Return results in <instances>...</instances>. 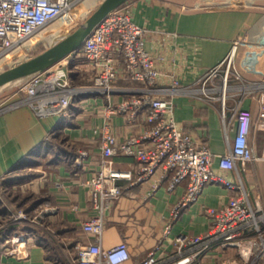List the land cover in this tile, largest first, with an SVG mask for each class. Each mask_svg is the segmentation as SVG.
<instances>
[{"label": "crops", "instance_id": "obj_1", "mask_svg": "<svg viewBox=\"0 0 264 264\" xmlns=\"http://www.w3.org/2000/svg\"><path fill=\"white\" fill-rule=\"evenodd\" d=\"M125 3L130 7L133 21L147 29L145 48L161 72L157 86L173 87L174 80L180 83L181 90L168 94L174 104L175 120L186 131L207 141L217 173L232 181L241 179L253 201L256 198L264 201V159L238 162L235 170L218 167V154L228 149L220 103L199 95L196 90L197 80L231 49H234L235 67L245 80L264 79V0H128ZM9 60L7 56L1 62ZM75 63L74 82L90 83L86 60L76 59ZM116 85L135 88L138 83L121 78ZM7 98V95L0 97V107ZM235 102L228 101V117ZM105 104L102 94H84L73 99L63 116L39 117L28 105L0 110V181L10 187L12 194L9 198L0 192V264H74L76 245L93 240L82 228L83 221L94 213L92 189L85 181L102 167L104 127L107 125L119 140L141 129V121L128 123L122 114H106ZM241 104L252 112L249 142L254 154L259 156L264 133L257 125L264 122V111L253 99L244 98ZM234 134L233 126L229 136ZM82 151L87 155L78 164L75 160ZM112 165L131 170L135 162L130 156L116 155ZM26 168L33 173L22 179L25 189H21L23 186L17 185L21 177L17 174ZM149 186L150 182L126 186L107 211L101 246L108 248L126 242L130 258L125 264H137L160 243L172 250L173 239L181 233L205 234L209 227L206 207L227 202L232 193L224 184L209 183L195 202L173 216L185 185L168 190L162 184L152 194ZM12 206L33 213L47 209L43 226L13 222ZM34 227L44 229L47 237L42 242L36 235L28 238L26 257L2 251L5 237ZM232 254V251L223 254L213 249L199 260L200 264H217L222 257Z\"/></svg>", "mask_w": 264, "mask_h": 264}, {"label": "built area", "instance_id": "obj_2", "mask_svg": "<svg viewBox=\"0 0 264 264\" xmlns=\"http://www.w3.org/2000/svg\"><path fill=\"white\" fill-rule=\"evenodd\" d=\"M83 0H0V61L8 55L25 50L29 39L50 22L73 15ZM146 28L133 21L130 7L122 4L107 14L84 40L81 47L43 72L24 82L2 104L0 110L28 105L39 117L63 116L73 99L84 94H102L106 98L105 112L109 116L122 114L128 123L141 121V129L122 140L106 125L101 140L102 167L86 179L91 190L92 213L82 223L83 230L93 240L76 245L74 264H125L129 248L122 241L103 248L100 238L107 211L125 187L150 182L152 194L162 184L168 190L185 185V193L175 206L173 216L195 202L209 183H221L232 191L227 202L206 207L208 231L203 235L181 233L173 239L172 250L161 243L155 245L137 264H200V258L213 249L224 256L217 264H264V201L250 197L239 179L232 181L217 173L214 154L207 141L186 131L174 118V104L168 94L181 90L174 80L170 88L158 87L161 75L155 59L145 48ZM84 58L88 65V84H76L72 73L76 59ZM138 83L135 88H121L119 79ZM199 95L218 100L228 149L218 154V167L237 169V163L264 159V142L259 156L249 142L252 112L242 106L244 98L255 100L264 111V79L247 81L236 69L234 49L197 80ZM122 95V96H121ZM119 96L120 98H115ZM235 100L228 117V101ZM234 126L235 134L229 132ZM264 133V122L258 123ZM87 155L76 158L81 163ZM127 155L134 159L131 170L114 168L112 158ZM121 181H128L124 185ZM47 209L34 213L23 207H10L13 222L43 226ZM34 233L25 231L5 237V254L26 257L27 240Z\"/></svg>", "mask_w": 264, "mask_h": 264}, {"label": "water", "instance_id": "obj_3", "mask_svg": "<svg viewBox=\"0 0 264 264\" xmlns=\"http://www.w3.org/2000/svg\"><path fill=\"white\" fill-rule=\"evenodd\" d=\"M126 1L128 0H102L89 16L63 38L29 58L0 71V92L45 71L78 50L104 17Z\"/></svg>", "mask_w": 264, "mask_h": 264}, {"label": "rangeland", "instance_id": "obj_4", "mask_svg": "<svg viewBox=\"0 0 264 264\" xmlns=\"http://www.w3.org/2000/svg\"><path fill=\"white\" fill-rule=\"evenodd\" d=\"M101 1L102 0H83L75 8L73 15H65L59 17L56 20L47 24L29 39L28 44L25 46V50L21 51L19 54H16V56L14 54L8 55L10 60L7 62L0 61V71L10 66H13L22 60L29 58L30 56L42 51L43 49L51 46L52 44L63 38L66 34H68L75 27H77L87 16H89L90 13ZM60 21L63 22L62 26L59 24ZM20 85L21 83L3 90L2 92H0V97H2L3 95H7L9 97V95L16 91ZM32 173L33 170L29 168H26L25 171H20L17 175H19V178L21 177V181L19 180V182L21 183H18L17 185L19 187L23 186L22 179H27L25 177L32 176ZM2 181L3 180L0 181V192H4L5 195L10 198L12 195L10 187L5 183H2ZM18 186L16 187V189H18ZM21 189H25L24 186ZM13 191L16 192L15 190Z\"/></svg>", "mask_w": 264, "mask_h": 264}, {"label": "trees", "instance_id": "obj_5", "mask_svg": "<svg viewBox=\"0 0 264 264\" xmlns=\"http://www.w3.org/2000/svg\"><path fill=\"white\" fill-rule=\"evenodd\" d=\"M73 74L75 75V73H72V75ZM3 193H1V195H4ZM5 198H7V197H5ZM30 231L33 232L34 235H36L37 238H39V240H41V242H42V239H44V237H47V232L44 229L40 228V227H36V228L34 227V230L32 229Z\"/></svg>", "mask_w": 264, "mask_h": 264}, {"label": "bare ground", "instance_id": "obj_6", "mask_svg": "<svg viewBox=\"0 0 264 264\" xmlns=\"http://www.w3.org/2000/svg\"><path fill=\"white\" fill-rule=\"evenodd\" d=\"M59 24L62 26V25H63V22L60 21ZM48 30H49V29H48Z\"/></svg>", "mask_w": 264, "mask_h": 264}]
</instances>
